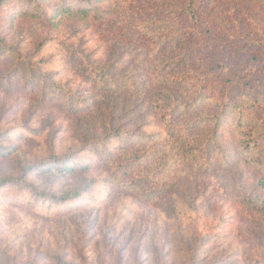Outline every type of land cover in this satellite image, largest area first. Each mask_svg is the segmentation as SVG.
<instances>
[{
  "label": "rangeland",
  "instance_id": "374dc122",
  "mask_svg": "<svg viewBox=\"0 0 264 264\" xmlns=\"http://www.w3.org/2000/svg\"><path fill=\"white\" fill-rule=\"evenodd\" d=\"M229 2L216 6L242 11L238 21L261 27L246 30L264 35V0ZM170 9L167 0L0 4V264H264L258 167L231 150L185 164L162 122L160 84L105 94L96 81L109 66L145 82L133 53L149 39L136 27ZM262 77L251 99L264 132ZM200 107L190 113L213 116ZM221 121L223 146L234 119ZM114 128L129 133L104 137Z\"/></svg>",
  "mask_w": 264,
  "mask_h": 264
},
{
  "label": "trees",
  "instance_id": "16d2710c",
  "mask_svg": "<svg viewBox=\"0 0 264 264\" xmlns=\"http://www.w3.org/2000/svg\"><path fill=\"white\" fill-rule=\"evenodd\" d=\"M3 1L0 0V4ZM229 1L167 0L172 9L165 12V21L157 25L153 23L149 27L143 26L145 32L139 30L136 24L137 31L149 39L138 42L139 53L132 52L133 60L145 68L143 77L146 81L142 84L141 81H129L122 72L112 73L109 66L100 68V76L96 81L100 83V91L105 94L131 90L133 86L138 94L141 86L147 82L160 84L163 89L161 94L164 95L158 105L162 112V122L167 125L172 145L177 147L183 162L201 168L210 162L208 158L215 152L221 153L226 160L231 150L233 156H246L249 164L258 167L264 191L262 112L251 99L261 90L257 85L259 75L263 76L264 83V35L257 37L259 32L252 34L248 31L249 27L256 30L261 27L245 26L238 21L242 11H225L216 6L228 4ZM172 4H177L179 8L173 9ZM98 12L101 17H107L113 10L103 9ZM174 12L182 26L174 24L177 21L172 18ZM230 12L232 15L229 17ZM232 20H237L239 26H233L236 23ZM121 42L119 39L111 41L115 44ZM137 54H141V57ZM258 56L262 61L254 65ZM211 71L214 73H209ZM218 71L224 72L223 77L212 84ZM243 79H246V85L252 86L241 93L235 92L233 88L238 87ZM206 105L209 106L208 114L213 116L200 117L202 113H190V109L195 111L198 106ZM222 117L234 119L229 130L232 138L223 146L218 141L222 139L219 133ZM210 120L212 124L204 128ZM112 126V122L108 121L107 127ZM127 133L114 128L109 129L104 137L111 134L124 136ZM196 152L199 153L197 158L194 155ZM203 154L208 158L204 159ZM220 159L223 160L221 156ZM84 253L81 250V254Z\"/></svg>",
  "mask_w": 264,
  "mask_h": 264
}]
</instances>
